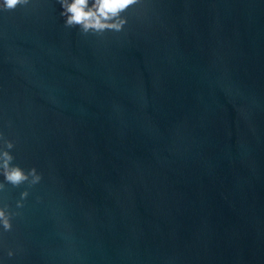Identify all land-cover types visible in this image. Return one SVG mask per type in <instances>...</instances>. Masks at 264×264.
Here are the masks:
<instances>
[{
	"label": "clouds",
	"instance_id": "1",
	"mask_svg": "<svg viewBox=\"0 0 264 264\" xmlns=\"http://www.w3.org/2000/svg\"><path fill=\"white\" fill-rule=\"evenodd\" d=\"M31 0H0V10L15 11L19 7H26ZM61 6L60 15L65 18L66 27L78 28L81 35L103 36L106 32H121L128 23L125 15L130 8H135L141 0H58ZM15 143L0 133V192L6 191L7 185L19 188L27 185V188L39 184L42 174L35 167L28 170L13 163L15 157L11 150ZM29 196L25 189L20 193V199L16 201V209L24 206V201ZM18 211L10 209L9 205L0 204V233L13 230V219L19 216ZM7 255L12 257L13 250H8Z\"/></svg>",
	"mask_w": 264,
	"mask_h": 264
}]
</instances>
